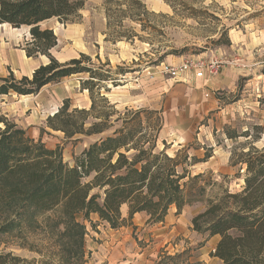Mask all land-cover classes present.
<instances>
[{
  "label": "rangeland",
  "instance_id": "1",
  "mask_svg": "<svg viewBox=\"0 0 264 264\" xmlns=\"http://www.w3.org/2000/svg\"><path fill=\"white\" fill-rule=\"evenodd\" d=\"M83 2L70 19L52 18L40 24L57 36L51 54L58 61L86 54L91 61L85 59L84 65L104 80L95 78L89 91L82 82L91 74L80 72L50 82L27 98L16 93L0 96V116L46 146L61 148L71 165L93 141L115 134L116 129L134 135L133 142L149 141L146 146L153 142L155 152L166 149L170 156L185 150L190 158L202 160L210 151L208 160L188 165L192 174L205 173L199 183L209 184L203 200L183 208L180 222L175 220L178 213L170 226L149 222L145 211L142 219H128L115 235L118 240L111 242L107 225L90 215L83 219L87 233L81 264H222L213 255L222 236L198 232L192 218L207 209L208 198L218 199L223 189L243 190L245 165L232 166L233 154L237 159L251 144L264 148V0ZM30 37V26L0 25V76L11 72L17 78L31 76V69L50 61L45 54L29 59L23 54ZM175 56L206 64L217 61L219 71L235 73L232 90L215 93L219 105L226 107L224 112L218 107L208 115L200 111L202 98L196 95L194 83L179 89L176 79L161 74L162 63L173 64L170 59ZM91 96L96 109L85 128L108 115L104 132L67 137L48 125V117L59 112L64 100L71 101V110L90 109ZM233 132L239 136L228 138ZM93 180L94 173L84 177L85 182ZM122 212L128 214L124 207ZM59 248L55 236L43 229L0 233V264H62Z\"/></svg>",
  "mask_w": 264,
  "mask_h": 264
},
{
  "label": "trees",
  "instance_id": "2",
  "mask_svg": "<svg viewBox=\"0 0 264 264\" xmlns=\"http://www.w3.org/2000/svg\"><path fill=\"white\" fill-rule=\"evenodd\" d=\"M83 3L0 0V24L30 26L26 55L45 54L50 58L30 77L17 78L13 72L0 76V94L38 93L45 84L80 72L91 74V79L82 82L89 91L95 78L104 80L92 67L84 65L85 59L91 61L86 54L58 61L51 54L58 45L57 36L52 28H42L40 24L52 18L70 19ZM91 99L90 109L72 110L71 101L64 100L59 112L48 117V125L64 131L67 137L104 132L108 115H96L102 120L85 128L96 109V100L93 96ZM0 121L4 123L0 125V233H21L27 227L32 231L43 229L55 236L62 264L83 262L87 233L83 219H89L92 213L97 212L112 228L124 226L142 211L148 213L149 222L158 223L165 219L171 205L175 204L181 213L186 205L206 195L209 183H199L205 173L192 174L188 165L208 160L210 151L202 160L190 158L185 150L170 156L166 149L155 152V143L146 146L149 141L133 142L134 135L116 129L115 134L93 141L71 165L64 160L61 148L46 146L7 118L0 116ZM238 136L228 133L231 139ZM234 157L233 154L232 166L238 162L245 165L243 190L233 193L225 188L218 199L208 198L207 209L192 218L193 228L208 236H222L213 254L223 260L222 264H264V148L251 144L248 151ZM92 173L94 180L85 182L84 177ZM124 204L129 208L127 218L122 214Z\"/></svg>",
  "mask_w": 264,
  "mask_h": 264
},
{
  "label": "crops",
  "instance_id": "3",
  "mask_svg": "<svg viewBox=\"0 0 264 264\" xmlns=\"http://www.w3.org/2000/svg\"><path fill=\"white\" fill-rule=\"evenodd\" d=\"M23 54L29 59V56L26 55L25 50H23ZM185 58H186L185 56H175V57L170 59V63L172 62L173 64H179V63L183 62ZM37 67H39V66H36L35 68H37ZM35 68L31 69V71H32L31 76H32ZM24 76H27V75H24ZM28 76H30V74ZM175 81L179 82L176 85V87L179 89H183V88H185V86L187 87L188 83H194L196 85L197 90H195V93H196V95H198L199 97L202 98L199 109H200V111L202 110V112L206 113L207 115L213 109H215V108L217 109V107L222 109L223 112L225 111L226 107L219 105L220 99L218 97H215V93H216V91H219V90H225V89L232 90V88L237 83L235 73H233L232 71L226 72L225 69L220 70V71L218 70L215 75H211V76L206 73L205 76L196 77L194 74L190 73L189 78L186 79L185 81H182V80L181 81L175 80ZM48 84L49 83L45 84V87ZM45 87H43L41 89V91L43 89H45ZM14 93H16V92H14ZM14 93L11 92L9 94H14ZM38 93H30L28 95H23V94H18V93H16V94L19 95L20 97L27 98V97H30V95H35ZM9 94L2 93V94H0V96H3V95L7 96ZM123 207L127 209V213H128V211H129L128 205L127 204L122 205V207H121L122 210H123ZM144 213H145V211L136 213L134 215L133 219H136V216L139 217V219L140 218L142 219L143 218L142 214H144ZM175 213H178V207L175 204H173L170 206L169 212L166 215L165 220L159 221V222L165 224V226H170V224L173 223V217H174ZM122 214H123V217H126L128 215V214L125 215L123 212H122ZM91 215L96 216L95 220L97 219V221L99 223H101L103 225H107V227L109 228L108 233L111 235V237H110L111 242H116L118 240V238L116 239L115 235L117 233H120L121 227L120 228L110 227V224H108L106 221H103L97 212L92 213ZM176 216H177V218L175 220H177V222H180L181 218H179V217L182 216V213H178V214H176ZM138 224H140V223H138Z\"/></svg>",
  "mask_w": 264,
  "mask_h": 264
},
{
  "label": "built area",
  "instance_id": "4",
  "mask_svg": "<svg viewBox=\"0 0 264 264\" xmlns=\"http://www.w3.org/2000/svg\"><path fill=\"white\" fill-rule=\"evenodd\" d=\"M163 68L161 69V74L171 75L176 80L185 81L189 78V74L195 71L196 77L208 75H215L218 71L220 65L217 61H211L206 64L202 59L194 60L191 58L184 59L183 62L179 64H165L162 63ZM58 111V110H57ZM56 111V112H57ZM56 112H53L52 115Z\"/></svg>",
  "mask_w": 264,
  "mask_h": 264
},
{
  "label": "bare ground",
  "instance_id": "5",
  "mask_svg": "<svg viewBox=\"0 0 264 264\" xmlns=\"http://www.w3.org/2000/svg\"><path fill=\"white\" fill-rule=\"evenodd\" d=\"M0 25H3L4 26V24H0Z\"/></svg>",
  "mask_w": 264,
  "mask_h": 264
}]
</instances>
